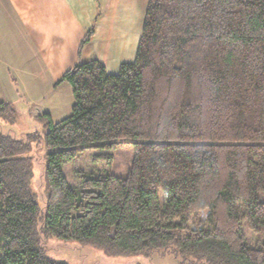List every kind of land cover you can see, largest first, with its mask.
I'll return each instance as SVG.
<instances>
[{"label": "trees", "instance_id": "16d2710c", "mask_svg": "<svg viewBox=\"0 0 264 264\" xmlns=\"http://www.w3.org/2000/svg\"><path fill=\"white\" fill-rule=\"evenodd\" d=\"M61 83L71 113L36 116L42 214L25 157L37 136L0 132V264H69L45 254L52 237L114 256L171 248L206 264H264V0H148L132 62L108 73L78 61ZM15 119L0 102V120ZM127 140L125 176L81 171L68 183L62 164L79 151Z\"/></svg>", "mask_w": 264, "mask_h": 264}, {"label": "crops", "instance_id": "0c3cea01", "mask_svg": "<svg viewBox=\"0 0 264 264\" xmlns=\"http://www.w3.org/2000/svg\"><path fill=\"white\" fill-rule=\"evenodd\" d=\"M147 2L0 0V81L34 104L78 61L97 60L117 73L135 58ZM92 26L78 59L79 42Z\"/></svg>", "mask_w": 264, "mask_h": 264}, {"label": "rangeland", "instance_id": "374dc122", "mask_svg": "<svg viewBox=\"0 0 264 264\" xmlns=\"http://www.w3.org/2000/svg\"><path fill=\"white\" fill-rule=\"evenodd\" d=\"M16 109V119L13 124L0 120V132L21 139L28 133H34L37 139L30 143L29 150L25 154L32 168V190L36 195V201L40 207L39 214L45 209L46 197L43 186V173L46 163V149L43 144L44 124L37 120L36 116L45 110L52 113V121L57 122L71 113L73 96L70 85L61 83L56 87L46 89L44 96L34 104L28 103L17 94L12 83L0 81V102L7 99ZM109 154L102 159L101 155ZM133 156L132 142L127 140L117 144L113 149L90 147L77 153L71 161L62 164V172L68 183L77 186L80 182L79 172H98L125 176ZM242 232L251 243L254 235L245 224ZM45 254L55 260L66 261L69 264H206L204 261H195L189 257L184 259L174 250L152 251L147 255L137 254L129 256H114L104 254L103 251L90 245H83L74 240H62L55 237L42 239Z\"/></svg>", "mask_w": 264, "mask_h": 264}]
</instances>
